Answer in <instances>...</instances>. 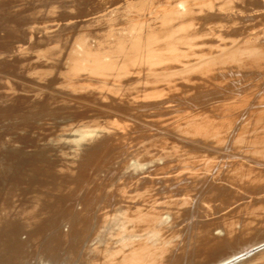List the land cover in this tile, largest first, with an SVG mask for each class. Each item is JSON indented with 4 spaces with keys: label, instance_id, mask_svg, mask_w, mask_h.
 Masks as SVG:
<instances>
[{
    "label": "bare ground",
    "instance_id": "6f19581e",
    "mask_svg": "<svg viewBox=\"0 0 264 264\" xmlns=\"http://www.w3.org/2000/svg\"><path fill=\"white\" fill-rule=\"evenodd\" d=\"M0 264H264V0H0Z\"/></svg>",
    "mask_w": 264,
    "mask_h": 264
}]
</instances>
